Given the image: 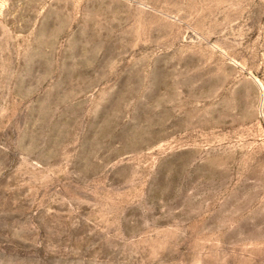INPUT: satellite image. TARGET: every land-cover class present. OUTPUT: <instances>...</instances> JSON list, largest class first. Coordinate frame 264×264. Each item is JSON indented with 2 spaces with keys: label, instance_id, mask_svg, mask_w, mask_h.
I'll use <instances>...</instances> for the list:
<instances>
[{
  "label": "rangeland",
  "instance_id": "rangeland-1",
  "mask_svg": "<svg viewBox=\"0 0 264 264\" xmlns=\"http://www.w3.org/2000/svg\"><path fill=\"white\" fill-rule=\"evenodd\" d=\"M0 264H264V0H0Z\"/></svg>",
  "mask_w": 264,
  "mask_h": 264
}]
</instances>
